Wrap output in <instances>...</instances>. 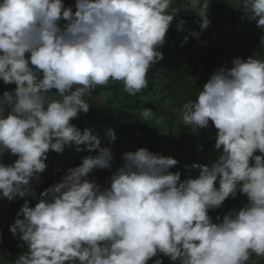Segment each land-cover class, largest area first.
I'll use <instances>...</instances> for the list:
<instances>
[{
	"label": "clouds",
	"instance_id": "9594fccd",
	"mask_svg": "<svg viewBox=\"0 0 264 264\" xmlns=\"http://www.w3.org/2000/svg\"><path fill=\"white\" fill-rule=\"evenodd\" d=\"M173 0H0V199H23L10 226L27 247L11 264H258L264 259V59L234 58L213 71L195 100L181 106V126L215 128V162L184 165L147 148L121 155L108 187L89 180L110 168L111 149L71 121L85 100L111 83L137 96L177 15ZM208 0H191L207 30ZM242 19L264 32V0H238ZM185 20L176 23L180 31ZM189 41L185 36L183 47ZM264 47V35L261 37ZM142 118L153 117L143 107ZM115 142L114 130L104 137ZM83 146V147H81ZM95 153L65 170L36 196L48 153ZM5 155L16 157L3 163ZM193 170L198 175L193 176ZM218 184V186H217ZM243 196L223 218L209 215ZM36 200L30 206V200ZM22 217V218H21Z\"/></svg>",
	"mask_w": 264,
	"mask_h": 264
},
{
	"label": "trees",
	"instance_id": "16d2710c",
	"mask_svg": "<svg viewBox=\"0 0 264 264\" xmlns=\"http://www.w3.org/2000/svg\"><path fill=\"white\" fill-rule=\"evenodd\" d=\"M66 6L74 5L75 0H64ZM209 10L216 8L217 18L223 13L224 0H209ZM176 8V5H172ZM193 11L179 13L173 21L167 33L165 45L160 49L164 59L159 64H154L149 69L148 73V88L137 96H130L123 91L122 85H109L108 98L100 108L94 112L95 117L79 119L71 121L77 128L85 130L90 129L98 131V128L104 130H123L128 132L130 140L136 144L137 150L147 148L150 152L158 153L165 157L173 154L178 161V165L171 169L173 172L179 171L181 179L187 178V172L184 165L191 166L192 164L208 165L210 164L211 147L201 140L188 139L185 133H181L176 142L170 143V148L164 149L162 138L163 128L162 123L170 122L173 118V112L176 110L180 113L181 106L187 100H195L199 89L208 81L211 73L219 69V65L225 61L223 53L217 49L203 50L193 42L181 46L185 36H189L193 28ZM190 18L191 20H187ZM183 19L186 23L180 31L176 29L178 20ZM212 38L200 39L207 44H213V33H210ZM257 45L260 42V37L253 38ZM258 59H264V47L258 49ZM178 70V71H177ZM166 82L161 87L162 93H159V81ZM15 85H4L0 81V96L4 91H13ZM104 87H98L96 92L99 93ZM143 107L149 108L153 112L151 119L145 120L142 118ZM90 124V125H89ZM49 152L48 154H54ZM122 163V160L120 158ZM75 167V166H73ZM112 168L104 169L99 175L90 174L89 180H95L101 186L106 182L107 172L112 171ZM193 176L198 175V172L193 170ZM58 182V181H56ZM55 182V183H56ZM54 183L48 182L45 189ZM243 196L237 195L236 203L238 207H242ZM15 208L18 205L19 199ZM237 207V208H238ZM231 211L229 204L224 203L223 207L210 211L209 215L215 222L216 216H223ZM1 214V210H0ZM261 264H264V259L261 258Z\"/></svg>",
	"mask_w": 264,
	"mask_h": 264
},
{
	"label": "rangeland",
	"instance_id": "374dc122",
	"mask_svg": "<svg viewBox=\"0 0 264 264\" xmlns=\"http://www.w3.org/2000/svg\"><path fill=\"white\" fill-rule=\"evenodd\" d=\"M209 1V0H208ZM191 0H173V6L176 5V8H179L182 12H192L191 10L185 11L188 9ZM242 9L238 6V0H224V10L223 13L217 18L216 8H212L208 12V19L211 21L210 26L207 30L201 32L199 39L195 37H191L189 35V42L197 43L198 47L203 50L209 49H217L220 53H223L225 61H230L234 58H248L253 56L254 53H257L256 58H259L258 49L261 47V37L264 35L259 28L256 27L254 22H250L248 19H242ZM180 12V13H182ZM187 20H191L187 18ZM193 28L195 31L200 32L199 23L200 19L193 11ZM210 33H213V44H207L204 41H199L200 39L212 38ZM260 37V42L256 45L254 43L253 38ZM178 71V70H177ZM166 82L160 80L159 81V93H162L161 87L164 86ZM109 85L119 86L118 83H111ZM104 87V89L97 93L96 89L90 95L85 97V100L91 105L90 111L87 114L81 113L78 119L73 121H77L79 119H86L89 117H95L94 112L97 111L100 106H102L106 99L108 98V87ZM163 128V138L162 145L164 149H169L170 144L166 142L169 139L170 143H174L177 141L181 133H185L188 139L193 140H201L203 143H207L211 147V156L210 163L215 162V160L219 156V152L214 151L215 144V128L211 125L207 129H196L195 126H181V119L178 111L173 112V118L170 122H161ZM90 125V124H89ZM83 131L82 129H80ZM108 130H104L102 128H98V131H93L92 134L102 138V147L111 149L113 159L110 162V168L113 170L107 172L106 174V182L102 187H108V181L112 173L115 172L117 168H119L122 163L120 161L121 155L128 151H136V144L130 140V136L128 132L123 130H114L117 136V140L115 142H108L104 137L105 133ZM83 147V146H81ZM87 155H95V153H87V152H76L74 148H66L63 154H48V159L46 164L48 165L46 171L40 176V183L36 184L32 182L33 188L35 189L36 196L39 197V194L45 190V186L48 182L55 183L56 181H60L66 169L79 166L81 163V159ZM170 156L174 159L175 156L170 154ZM16 157H11L5 155L3 158V163L10 164L12 163ZM104 169L95 170L94 173L99 175ZM218 186V184H217ZM30 206H34L37 202L36 200H32L30 197ZM229 204V209L237 208L238 205L236 203V199L229 198L226 200ZM224 202V203H225ZM246 202L245 198L242 199V206ZM24 203L23 199H19L18 205L21 207ZM17 204V200L9 202L6 199H0V225H2L9 218V212L11 209L15 208ZM20 207L14 209L17 213ZM22 218V217H21ZM22 254V253H20ZM20 254L13 257L9 262L4 264H11L13 260H15ZM164 261V264H170V261L167 257H161ZM254 261H258V264H261V258H257L253 256ZM149 264H152L150 261ZM251 264V261L249 262Z\"/></svg>",
	"mask_w": 264,
	"mask_h": 264
},
{
	"label": "water",
	"instance_id": "95a60500",
	"mask_svg": "<svg viewBox=\"0 0 264 264\" xmlns=\"http://www.w3.org/2000/svg\"><path fill=\"white\" fill-rule=\"evenodd\" d=\"M15 219H17V213L14 209H11L9 212V218L0 227V244L9 257L27 251L26 246L17 247V245L22 242L19 240V236L13 237L9 231V228L14 223Z\"/></svg>",
	"mask_w": 264,
	"mask_h": 264
},
{
	"label": "crops",
	"instance_id": "0c3cea01",
	"mask_svg": "<svg viewBox=\"0 0 264 264\" xmlns=\"http://www.w3.org/2000/svg\"><path fill=\"white\" fill-rule=\"evenodd\" d=\"M0 227H1V225H0ZM15 256H17V255H15ZM15 256H13V257H15ZM13 257H9V256L6 254V252H5V250L3 249V247L1 246V244H0V264H4V263L9 262V260H11ZM8 264H9V263H8Z\"/></svg>",
	"mask_w": 264,
	"mask_h": 264
},
{
	"label": "built area",
	"instance_id": "2783aa9c",
	"mask_svg": "<svg viewBox=\"0 0 264 264\" xmlns=\"http://www.w3.org/2000/svg\"><path fill=\"white\" fill-rule=\"evenodd\" d=\"M232 66L231 62L230 61H223L220 65H219V68L221 67H228L230 68Z\"/></svg>",
	"mask_w": 264,
	"mask_h": 264
}]
</instances>
